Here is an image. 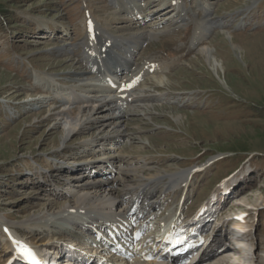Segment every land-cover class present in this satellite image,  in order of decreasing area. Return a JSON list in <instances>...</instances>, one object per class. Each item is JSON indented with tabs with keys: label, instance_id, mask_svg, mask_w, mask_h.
<instances>
[{
	"label": "rangeland",
	"instance_id": "374dc122",
	"mask_svg": "<svg viewBox=\"0 0 264 264\" xmlns=\"http://www.w3.org/2000/svg\"><path fill=\"white\" fill-rule=\"evenodd\" d=\"M154 1L172 9L156 14L160 5L149 6ZM213 22L215 27L205 30ZM145 30L149 38L135 53L136 66L153 71L140 79L135 94L148 100L135 102L103 131L89 122L78 130L85 119H95L94 111L88 106L79 113L74 107L76 130L65 137L68 121L59 117L64 92L108 99L95 74L86 75L87 61L98 55V38L120 46ZM229 35L242 49H232ZM205 47L217 63L207 61L200 51ZM113 51L122 53L120 47ZM109 155L124 165H143L138 173L146 177L194 170L183 190L155 191L159 205L148 224L149 241L181 204L184 218L233 172L221 183L230 191L217 194V204L225 202L223 214H245L243 232L230 231L242 237L236 243L244 250L235 253L226 239L212 244L222 226L209 231L210 245L206 240L199 249L213 254L209 260L223 256L226 247L230 261L264 264V0H0V264L10 254L11 240L40 252L48 243L58 245L57 234L70 240L73 232L60 219L48 218L54 221L50 235L48 227H32L27 219L55 213L71 200L69 185L87 174L83 168ZM55 162H69L73 171L53 173ZM120 175L123 181L112 189L125 203L137 191V180L133 173ZM221 215L219 223H225ZM71 242L79 246L82 238L77 234Z\"/></svg>",
	"mask_w": 264,
	"mask_h": 264
},
{
	"label": "bare ground",
	"instance_id": "6f19581e",
	"mask_svg": "<svg viewBox=\"0 0 264 264\" xmlns=\"http://www.w3.org/2000/svg\"><path fill=\"white\" fill-rule=\"evenodd\" d=\"M169 3H170V0H169ZM158 5H160L159 7L161 6L165 7L167 11H170L172 9L169 4L163 1L158 2V4L155 1L149 3L150 7L156 8L158 7ZM168 8H170V10H168ZM159 9L161 8L156 9V12H155L156 14L162 11ZM179 12L180 11L176 12L175 14L179 15ZM208 28L209 30L212 29L213 25H208ZM148 32H146L145 30L144 32H141L138 35L131 36L130 40L136 39L135 44H139L141 43L140 41H143L149 38ZM233 37L234 36L231 37L229 35V40L232 45L231 46L232 49H235V50L239 48L242 49L238 44L235 43V41L233 42ZM101 38L102 40L98 38L97 43H96V49L98 52L99 59L96 58L91 64L90 63L87 64L88 67L86 70L87 71L86 75L88 76V74L90 73L100 75L101 67H105L112 74L127 75L128 73L133 72L132 62H119L116 59L115 55L111 53L112 48L116 47L118 44L111 42L108 45L107 42L109 41L105 38L103 39L102 36ZM98 41H100L99 45H98ZM198 41L199 42L201 41V37L198 38ZM206 49H209V50H206ZM200 51L204 52V56L209 63L215 64L218 62L216 58L213 57L212 52H210L211 51L210 48L208 47L201 48ZM90 67L91 69H89ZM87 78H84V76H80V78L78 79L81 81H86V80L89 81V78L88 79ZM63 95L64 97L62 99V102L65 104L64 105L65 109L62 110V112L59 114L60 115L59 117L60 119L66 118L68 121L67 127L65 128L64 126L63 128V131H64L63 133L64 134L66 133L65 137L68 136L71 132H74L76 130V127H75L76 124L74 123L78 122L77 120L78 116L76 114L75 115L73 114L74 107H76L79 110L78 112L80 113V108L83 109L85 107L91 106L92 107L91 109L94 111L93 115L95 116V117H93V115L91 116L93 119L95 118L94 120H90L87 118L83 122H81L80 125L78 124L79 125L78 130L82 129V126L85 125V122H89L91 123V125L92 123H99L100 127L101 128L103 127L101 131H103L104 128L119 122V120L125 117L130 111L131 106L135 102L144 101L146 99L148 100V98H143L144 96L142 97L141 95H137V96L129 95V97L127 96L125 102L118 101V98H112V97H109L107 100L104 99L102 102L98 100L92 101V99H90L91 97H89V95H87L86 93L84 94L74 93L71 91V89L69 92L68 90L64 92ZM94 102L95 103L98 102V105L93 106ZM102 110H106L109 112L112 111V114L103 113L102 115L100 114ZM73 124L75 125L74 127H73ZM57 125L58 124H55L54 126H57ZM120 133H116L115 137L119 138L122 134ZM104 137L108 138V136H105V135ZM93 141L95 140L93 139ZM109 150H114V148H109ZM111 156L113 155L106 156L96 161L97 164H94L88 167L89 170L91 171V169H96L102 165L104 169L100 168V170L102 171L101 174L98 171L99 174L97 175H93V174L83 175L82 177H80L81 179L75 180L73 181V183L71 182L72 184L69 185L70 189L67 193V196L72 197L71 200L66 202L65 205L58 207L55 213L49 214L47 212H40L38 216H33L32 219L30 218L27 219L28 222L34 225L32 227H37L36 225L39 224V226L43 225V227L52 228L53 227L52 224H54V221L48 220V218L51 216L52 219L55 218L57 220L60 219L62 221L66 220V222L70 224L79 219L84 220L85 218H87L90 220L91 224H94L93 226H95L98 223H102L105 228L110 227L112 225L121 224L122 222H132V224H134L132 227L134 231L137 232V230L140 231L141 228L145 226L147 222H149L155 216L157 207L159 205V203L153 197V195H155V191L161 190L163 188L168 189V190H178L181 188L183 190L187 184V180L189 179V177L194 174V170L192 169H185L182 171L171 172V173H167L162 170V171H158L157 173L151 176L146 177V176H143L141 173H138L139 169L143 165H132V164L124 165L120 162L121 161L120 157L118 159L117 155L114 157H111ZM69 169L71 170V167ZM76 169L78 170L79 168H76ZM94 172H97V171L93 170V173ZM111 173H114V176H111ZM121 173H127V174L133 173L135 174L134 179L137 180V191L132 192L133 197L130 198V200L127 201L126 203H123L124 196L122 197V195L120 194H115L112 189L113 186H115V184L118 181L119 183L123 181L122 179L120 180L118 178ZM165 179L167 180V182ZM238 179L240 180V177H237L235 181H238ZM182 183H184V185H181ZM125 188L128 191L132 189V186L129 184H126ZM233 198L234 197H232L231 199ZM49 206H50V203H48V207ZM231 212H232L231 215L229 213L228 216H226L228 223H231L233 221V216L235 215V213H233L234 211H231ZM221 224H224V223H221ZM233 228L234 226L231 227V231L233 230ZM217 230L218 228L215 227L212 233L217 232ZM226 230L228 229L222 230V233H221L222 236L220 235V233H218V235H216L215 237V241L212 244L215 245L222 239H226L229 243H231V245L227 247L231 246V249H233L235 253L238 252L239 250L240 251L244 250L243 246L238 247V244L236 243V241L240 242L242 240V237L240 235H234V234H233L234 236L233 237L231 235V232H227ZM104 232L105 230L102 231V233ZM226 233L229 234L228 237H226L227 236ZM230 237L234 238L233 242L229 240ZM163 238L165 237L163 236ZM211 241L207 243V247L210 245ZM234 241L237 244L236 247H235L236 244H234ZM14 244L21 245V246L23 245L20 242H14ZM48 244H51V243H48ZM233 247H235V250ZM6 248L8 247H5V249ZM220 248H222V246ZM225 248L226 247L222 249L224 253L221 252L224 254L223 256L221 255L215 260H211V259L209 260V258L213 254H209V251L205 252V250L207 249L205 247L201 250L200 255L197 256L191 263L189 262L188 264H195L196 260L199 263L201 262V264H238L239 263L238 260H237L238 263L235 260H234L235 262L230 261L231 257L226 255L227 253H226V250H224ZM245 254H246V251H245ZM208 260L210 261L209 263L206 262Z\"/></svg>",
	"mask_w": 264,
	"mask_h": 264
},
{
	"label": "snow or ice",
	"instance_id": "6c2138e0",
	"mask_svg": "<svg viewBox=\"0 0 264 264\" xmlns=\"http://www.w3.org/2000/svg\"><path fill=\"white\" fill-rule=\"evenodd\" d=\"M139 234H137V236H138Z\"/></svg>",
	"mask_w": 264,
	"mask_h": 264
}]
</instances>
